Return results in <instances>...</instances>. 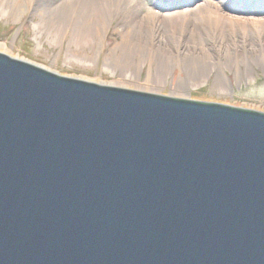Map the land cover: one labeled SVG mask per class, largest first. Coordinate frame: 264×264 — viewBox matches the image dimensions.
I'll use <instances>...</instances> for the list:
<instances>
[{"label":"water","instance_id":"95a60500","mask_svg":"<svg viewBox=\"0 0 264 264\" xmlns=\"http://www.w3.org/2000/svg\"><path fill=\"white\" fill-rule=\"evenodd\" d=\"M0 264H264V114L0 53Z\"/></svg>","mask_w":264,"mask_h":264},{"label":"rangeland","instance_id":"374dc122","mask_svg":"<svg viewBox=\"0 0 264 264\" xmlns=\"http://www.w3.org/2000/svg\"><path fill=\"white\" fill-rule=\"evenodd\" d=\"M22 1L0 0L2 54L91 84L264 114V34L262 43L251 30L243 33L237 28L213 37L209 27L202 25L194 27L197 34L190 30L179 36L172 27L160 25V43L150 46L136 29L132 34L135 45L128 48L117 44L123 15H104L100 33L89 31L88 43L80 44L82 19L70 23L61 0ZM211 1L240 24L264 21V0ZM91 2L81 0L79 12L88 13ZM154 3L140 0V7L167 14L195 10L205 0ZM65 28L69 32L64 34Z\"/></svg>","mask_w":264,"mask_h":264},{"label":"bare ground","instance_id":"6f19581e","mask_svg":"<svg viewBox=\"0 0 264 264\" xmlns=\"http://www.w3.org/2000/svg\"><path fill=\"white\" fill-rule=\"evenodd\" d=\"M15 1L17 3L21 2V0ZM61 1L63 2V10L70 23L78 22V18L82 19V25L79 28L83 33L80 36L81 39H79L81 41L80 44L83 42L88 43L89 31H92L94 34L100 33V21L103 20L104 15L112 18L123 15V23H120L121 39L117 44L128 48L135 45L132 40V34L135 33L136 29L140 30L141 35L139 37L142 36V38L147 40L150 46L153 47L154 44L160 43L163 40L160 25L172 27L177 34H180L179 36L190 30L197 34V29L194 27L199 28L202 25L209 27L213 37H218L225 31H234L235 28L241 30L243 33L251 30L252 33L258 35L259 39L264 34V21L256 23L249 20L250 25L240 24L241 22L236 19L225 16L217 4H213L211 0H205L203 6H199L195 10H182L167 14H160L154 8L143 11L140 7V0H92L88 13L84 11L79 12L78 7L81 0ZM151 1L153 4H156L154 3L155 0ZM22 2L30 3L31 0H23ZM157 6L161 8L164 5L157 4ZM63 32L65 34L69 32V29L65 28ZM260 43H262L261 39ZM145 83L148 87L151 79L148 77ZM102 85L107 86L104 83Z\"/></svg>","mask_w":264,"mask_h":264}]
</instances>
